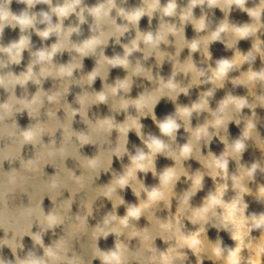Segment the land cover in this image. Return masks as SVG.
I'll use <instances>...</instances> for the list:
<instances>
[{
    "label": "clouds",
    "instance_id": "1",
    "mask_svg": "<svg viewBox=\"0 0 264 264\" xmlns=\"http://www.w3.org/2000/svg\"><path fill=\"white\" fill-rule=\"evenodd\" d=\"M10 2V0H9ZM26 3L29 9L34 8L37 4H47L51 7V11H42L38 15L30 14L28 11L22 13L20 17L15 15L10 16L7 10V4L0 6V33L6 25H11L13 28L19 26L21 32H26L28 29L36 27L37 22L45 24V30L37 29L38 35L43 39H48L50 36H56L58 42L54 43L50 49H42L32 53L34 59L28 65L27 71L20 75H15L9 72L7 75L0 76V87L6 90H13L16 86L24 87L29 81L36 85L42 83V79L52 77L61 80L62 86L59 91L51 94L44 91L36 93L35 97L28 101L26 99H17L13 94L12 97L5 103L0 104V124L7 119L13 117L14 113L27 110L31 117H38L40 110L44 106L45 100L55 104L56 107L61 106L63 96L68 93L69 86L75 83L81 87L91 86L97 77L106 79L110 68L121 67L125 69L129 75L127 78L117 80L114 84H104V90L100 92L90 93L85 91L77 97V102L80 104L79 109H73L70 105H64L67 113L66 123H61L56 119L54 109H49L47 115L51 118L47 123H36L28 130L20 131L17 136V125L13 123L11 126L4 125L0 127V137L8 136L14 139V147H8L6 151L0 154L3 160L16 158L20 155V147L25 144H39L44 134H54L58 128L63 129V145L59 148L55 146V142L51 145H46L42 151H38L36 159L28 160L23 163V168L29 172L41 173L43 166L46 164H54L60 172L52 176L44 185L42 191L51 193V198L56 200L62 194V190L67 189L73 196L86 187H90L94 177L99 176L100 171H107L112 163L113 155L123 157L129 155L130 164L125 167L121 175L114 176L112 182L97 190V196H104L112 200L114 207L123 204L124 201L119 195V190L126 187H131L137 197H140L139 205H129L127 214L120 217L115 212L108 213L103 220V223L97 226L94 230V236L107 237L109 234L127 235L129 239L138 238L141 241L142 247L137 252L129 251L128 247L117 240L115 250L102 252L95 245V256L99 257L103 264H129V261L135 259L146 264L144 258L145 250L152 252L150 261L152 264H183L187 259L186 253L182 250L185 248L191 251L198 257L202 253L212 251L215 256L210 258L217 259L223 255V249L220 243L212 245L206 236L205 224L215 217L219 220L214 227L224 228L231 233V237L236 241V247L228 250V255L225 258L230 264H240L241 252L244 248L252 251L253 243H246V238L250 237L253 229H264V215L245 217L244 213L247 205L243 202V194L248 190L242 184V181L251 178L256 172L259 165L254 163L251 168L241 167L239 177L233 175L232 180L234 187L239 190V194L231 203H226L223 196L228 185L218 184L216 191L209 194L208 198L200 208L192 209L190 206V198L202 187L203 174L197 172L194 176H189L193 181V186L190 191L186 192L181 198L177 214L174 218H169L166 222L155 217V209L161 202L165 207H170L171 197L174 195L173 189L181 175L187 176L188 173L183 167V161L195 156L204 166L209 169L208 175L213 180L216 177L223 175L225 180L228 179V162L229 157L235 159L239 163L241 154L246 148V141L254 135L255 130V109L257 106L264 107V94L257 95L254 89L257 87L264 88V68L255 71L252 65L259 56L264 60V40H261L260 33L264 30V0H258L254 3L255 6L248 7L249 0H188L187 6L180 8L178 0H167L166 4H161V0H142V6L132 10L118 8L116 0H104L93 7H82L84 0H63L62 4L52 6V0H22ZM219 8L224 14L225 19L219 22L214 30L209 28L207 15H202L196 18L194 10L200 7L202 10ZM235 7L238 10L246 12L251 18V23L237 25L229 23L227 16ZM116 10L117 17L122 18L127 23L119 25L116 18L112 17L113 10ZM85 12L91 16L97 27L102 30L99 35H93L91 38L84 40L82 43L76 44L71 42L73 33L79 34V27L64 28V21L68 17L75 14L80 22H86ZM159 13V28L157 31L141 32L139 30V22L142 17L147 16L149 23L152 18ZM38 16L40 19H38ZM53 16L59 20L58 23H53ZM165 17H179V26L165 20ZM191 24L197 33L204 32L206 35L188 41L185 39V25ZM129 25L136 28L135 39L130 44H125L124 54L116 55L114 58H108L101 53L97 61V67L94 71L80 79H74V72L82 67L81 60L87 56H94L96 51L101 46H106L109 39L115 37L116 42H120V38L129 31ZM106 26V30H103ZM95 32L96 29H93ZM174 37L176 52L171 55L166 51L161 50V44H169V37ZM251 38L252 48L246 54L237 50L232 59H219L215 61V67L209 65L207 69L198 67L194 62L192 55L184 61L179 60L181 51L184 48L190 49L191 53L200 52L202 56L211 60L209 51L210 44L215 41L224 42L229 49L235 48L240 40ZM141 44L144 45L141 48ZM30 47V38L22 35L18 42H13L7 47L0 46V53L8 56V61L0 60V67H6L8 63L20 64L22 53ZM64 50H74L79 54V59H74L73 62L67 65L57 66L53 63V58L57 53ZM136 51L144 53V59L147 60L151 56H155L158 63H163L166 59L173 62V71L171 77L165 80L163 77H154L151 69H147L137 60L135 64L129 59ZM244 64H248L249 68L246 72H242L238 78L233 79V85H243L249 89L250 94L254 96V102L250 103L247 97L234 96L228 94L222 99L218 106L213 110L209 105V98L214 95L217 88H223L225 81L229 77V73L239 71ZM39 65V72L34 71ZM183 73L185 77H191L190 82L185 86L177 81L178 74ZM133 77H145L149 81H153L157 86L146 91L137 99L128 98V93L131 91ZM212 84L213 88L202 92L198 102L189 106L176 105L174 114L168 115L163 120H157L155 116V106L162 98L167 97L170 101L175 102L178 96L183 93L187 94L189 89L200 84ZM123 93V95H121ZM112 102L111 106L114 111L125 113L130 108H134L138 115H127L123 123H117L113 118H105L97 120L93 123L88 119V110L92 105L100 103ZM21 105L22 108L17 107ZM244 108L252 109V117L246 120L243 134L239 139L229 143L226 136H220L223 130L227 132L229 122L235 120L239 125L241 120L239 114ZM202 112H208L210 118L202 125L192 128L191 119L194 113L197 115ZM79 113L81 117L89 125L88 133L76 132L72 129L73 118ZM151 115L156 121L160 133L164 137H168L171 142L176 140L177 131L183 126L187 132L191 134L187 144L174 150L171 143L154 135H148L146 138L142 132L141 118ZM214 129V131H212ZM113 130L119 133L118 145L110 150H101L95 158H86L80 156L77 150V144L73 142V137L79 141V145L96 144L98 141L103 143ZM135 131L146 146L137 148L136 154L131 155L126 148L127 137L130 131ZM214 136H220V139L225 143L226 150L220 156H215L211 153L207 157L201 154V143H210ZM264 147V144H261ZM166 155L175 160L176 166L165 169L159 174L160 184L158 187L151 189L146 188L138 179V172L147 173L149 171L155 174V158L157 155ZM74 157L79 160L84 173L81 176H76L72 171L64 167L63 161L67 157ZM57 160L60 163H57ZM11 179L15 182L17 179L23 180L24 177L17 172H13ZM145 193L147 199L142 197ZM260 198L264 199V188L260 189ZM72 200L65 201L52 215L47 216L49 227L56 225L62 220L60 216L61 210L67 213L65 209H70ZM217 209H222L223 214L218 215ZM91 203L88 205V212L91 214ZM186 213L188 219L195 225L199 224L198 231L185 234L182 231V218ZM144 215L152 222L151 228L139 230L133 221H138ZM79 224L73 225V232L84 227L85 218L78 217ZM159 236L165 241L175 239L174 246H170L166 252H160L157 255V249L153 246L155 238ZM37 243H42L39 235L34 237ZM264 245V238L258 242ZM68 245L64 240H61L55 248H47L46 255L53 261L61 260L63 257L57 254L58 251L66 252ZM0 264L3 261L0 260ZM20 264H46L44 259L30 257L20 261ZM73 264H82V261L77 258ZM248 264H256L254 255L248 261Z\"/></svg>",
    "mask_w": 264,
    "mask_h": 264
},
{
    "label": "water",
    "instance_id": "2",
    "mask_svg": "<svg viewBox=\"0 0 264 264\" xmlns=\"http://www.w3.org/2000/svg\"><path fill=\"white\" fill-rule=\"evenodd\" d=\"M104 2V0H84L82 7H93L98 3ZM63 0H52V6L62 4ZM118 8H124L126 10H132L136 7L142 6V0H116ZM167 0H161V4H166ZM188 0H178L180 8L186 7ZM254 3H258V0H249L248 7L255 6ZM7 4V10L10 12V16L15 15L20 17L23 12L28 11L30 14H39L42 11H51V7L47 4H37L34 8L29 9L27 4L22 0H0V6ZM207 15L209 28L214 30L216 26L225 19V14L219 9H207L202 10L197 7L194 10L196 18H200L202 15ZM86 22L80 24L77 16L73 14L64 21V28L68 27H79V34L73 33L71 37L72 43H82L84 40L91 38L93 35H99L102 30L97 27L93 18L85 12ZM112 17L116 18V22L119 25H124L127 22L122 18L117 17L116 10L112 12ZM38 19L40 17L38 16ZM229 23L243 25L245 23H251V18L246 12L236 9L233 10L227 16ZM165 20L171 23H175L179 26V17L169 18L165 17ZM0 22L2 17H0ZM59 20L56 16H53V23H58ZM159 13H157L149 23V18L144 16L139 22V30L141 32L157 31L159 28ZM47 25L40 24L37 22L36 27L28 29L26 32H21L20 27L13 28L10 24L3 28L0 33V46L7 47L13 42H18L22 35H26L30 38V47L25 49L22 53V60L20 64L8 63L6 67H0V76L7 75L9 72L15 75H20L27 71L28 65L32 62L34 57L32 53L38 52L42 49H50L54 43L58 42L56 36H50L48 39L41 38L37 29L40 31L45 30ZM93 29H96L94 32ZM103 30H106L104 26ZM185 39L192 41L198 39L206 33H197L191 24L185 25ZM136 36V28L129 25V31L120 38V42L117 43L115 37L109 39L106 46H101L97 49L94 56H87L81 60L82 67L77 69L73 76L74 79H80L82 76H86L90 72L94 71L97 67V61L103 53L108 58H114L116 55L124 54V45L130 44ZM261 40H264V30L260 33ZM171 41L169 44H161V50L168 52L171 55H175L176 46L174 37H169ZM252 39H243L233 49L227 48L226 44L221 41H215L210 44L209 51L211 53V60L202 56L198 51L191 53L190 49L184 48L179 56V60L184 62L189 55L198 67L207 69L209 65L215 67V61L219 59H232L235 52L239 50L242 53H247L252 48ZM144 45L141 44V48ZM79 54L74 50H64L63 52L57 53L53 58V63L57 66L67 65L73 62L74 59H79ZM129 59L133 64L139 60L143 66L147 69H151L154 77H163L165 80L171 77L173 71V62L165 60L162 64L158 63L155 56L149 57L147 60L144 59V53L142 51H136L132 54ZM0 60L5 62L8 61V56L4 53H0ZM40 66L37 65L34 69L37 73L39 72ZM249 68L248 64H244L239 71H233L229 73L228 79L225 81L223 88H217L214 95L209 98L210 107L215 110L219 102L224 99L228 94L234 96L247 97L249 102H254V96L250 94L249 89L243 85H233L232 80L238 78L242 72H246ZM253 70L259 71L264 68V60L259 56L252 65ZM129 73L121 68H110L106 79L97 77L94 83L89 86L81 87L75 83L69 86V91L66 93L62 100L61 106L56 107L55 104L49 103L45 100L44 106L40 110L38 117H31L27 110H22L14 113L13 117L7 119L0 124V127L4 125L11 126L13 123L17 125V136L20 131L28 130L33 127L36 123H47L51 118L47 115L48 110L54 109L56 112V119L61 123H66L67 113L64 105H70L73 109H79L80 104L77 102V97L82 95L85 91L90 93L100 92L104 90V84H114L118 79L122 80L127 78ZM177 81L183 85H187L190 82L191 77H185L183 73L178 74L176 77ZM62 81L54 79L52 77L42 79L40 85H36L32 81L24 87L16 86L13 90H6L0 87V104L7 102L14 94L17 99H26L31 101L37 92L44 91L46 93H53L59 91L62 86ZM157 85L153 81L147 80L145 77H133V84L131 91L128 93V98L137 99L140 95L146 91L153 90ZM213 88V85L200 84L193 86L189 89L187 94L181 93L175 102L170 101L167 97L162 98L160 102L155 106L154 112L157 120H163L168 115L174 114L176 111V105L180 106H191L193 103L198 102L200 94ZM257 95L264 94V88L257 87L254 89ZM123 95V93H121ZM112 102L100 103L92 105L88 110V119L95 123L97 120L105 118H113L117 123H123L127 115L133 116L138 115L134 108H130L127 113L120 111H114ZM17 107L22 108L21 105ZM252 109L244 108L239 114L238 118L241 120L239 125L236 124L235 120L229 122L227 132L223 130L220 132V136H226L229 143H232L236 139H239L243 134V129L248 118L252 117ZM256 117L254 120L255 130L252 138L248 139L246 148L241 154L239 163L231 157L228 162V179L225 180L223 175L216 177L215 180L208 175L209 169L204 164L195 158V156L183 161V167L188 173L187 176L181 175L180 179L176 182L173 189L174 195L171 197L170 207H165L164 203L161 202L159 207L155 209V217L161 221L166 222L169 218L174 220L180 203V198L193 186V181L189 179V176H194L197 172L203 174L202 187L190 198V206L192 209L200 208L203 206L204 201L208 198L209 194L216 191L218 184H227L228 187L223 196V200L226 203H231L236 196L239 194V190L234 187L232 176L239 177L241 167L251 168L252 164L256 163L259 165L256 172L251 178L245 177L242 184L247 188V192L243 194V202L247 205L245 210V217L252 215L260 216L264 215V199L260 198V189L264 188V107L255 109ZM210 118L208 112H202L200 114L194 113L191 119L192 128H196L206 122ZM142 132L145 138L148 135H154L169 142L174 150L187 144L191 134L185 130L182 126L176 134V140L171 142L168 137H164L159 130V127L151 117V115L141 118ZM72 129L76 132L88 133L90 131L89 125L83 117L77 113L72 121ZM214 131V129L212 130ZM220 136H214L210 143H201V154L207 157L209 153L220 156L226 150L225 143L220 139ZM14 139L12 137L3 136L0 137V154L7 150L8 147H14ZM55 142L57 148L63 145V129L58 128L54 134H44L39 144H25L20 147V155L16 158L3 160L0 158V260L3 264H20V261L26 260L30 257L37 259H44L46 264H73L77 258L82 261V264H103L102 260L95 256L94 245L99 248L102 252H109L115 250L117 240L125 244L129 251L137 252L141 249L142 244L138 238L129 239L127 235H120L117 237L115 234H109L106 238L94 236V230L97 226L103 223L104 217L110 213L115 212L116 215L124 217L127 214V208L129 205H139L140 197H137L131 187H126L119 190V195L123 199L124 203L114 207L112 200L104 196H97V190L109 185L114 176L121 175L126 166L130 164L129 155L125 154L123 157H117L113 155L112 163L107 171L101 170L99 176L94 177L90 187H86L80 192L72 195L67 189L62 190V194L57 197L56 200L51 198V193L42 191L44 185L50 180L52 176L57 175L60 169L54 164H46L43 166L42 174L29 172L23 168V163L28 160L36 159L38 151H42L46 145H51ZM119 133L113 130L107 139L101 143L98 141L96 144H85L79 145V141L73 137V142L77 144L78 154L86 158H95L99 155L100 151H110L118 145ZM126 148L128 153L131 155L136 154L137 148H144L147 151L146 146L143 144L140 136L136 132L130 131L127 137ZM57 163H60L57 160ZM64 167L69 171H72L76 176H81L84 173V169L81 167L79 160L74 157H67L63 161ZM176 162L174 159L166 155H157L155 158V174L151 171L144 173L138 172V179L148 189L158 187L160 184L159 174L165 169L175 167ZM19 173L24 179L21 181L17 179L15 182L12 181L11 175L13 172ZM142 197L147 199L145 193H142ZM72 200L70 209L64 213L63 210L59 213L62 220L56 225L49 227L47 216L52 215L57 208H59L65 201ZM91 203V214L88 212V205ZM218 215L223 214L222 209H217ZM186 213L182 218V231L185 234L198 231L200 225L193 224ZM78 217L85 218L84 227L73 232V225H78ZM135 226L139 230L144 228H151L152 222L147 219L146 216L142 215L138 221H133ZM219 220L215 217L212 218L207 224H205L206 236L208 241L215 245L217 242L220 243L223 249V255L221 258L213 259L210 256H215V253L211 250L201 254L198 258L191 249L185 248L182 251L186 253L187 259L183 261V264H230L225 258L228 255L229 249L236 247V241L231 237L230 231L224 228L214 227L218 224ZM41 237L42 243H37L34 239L35 236ZM261 238H264V229H253L250 233V237L246 238L245 242H252V251L248 248H244L241 252L240 264H248L249 259L254 255L256 264H264V245L258 244ZM64 240L68 249L66 252L58 251L57 254L63 257L61 260L53 261L46 255L47 248H55V246ZM176 243L175 239L171 241H165L161 237L157 236L154 240L153 246L157 249V255L160 252H166L170 246H174ZM152 252L145 250L144 258L146 264H152L150 257ZM129 264H142L141 261L132 259ZM180 264V262H177Z\"/></svg>",
    "mask_w": 264,
    "mask_h": 264
}]
</instances>
